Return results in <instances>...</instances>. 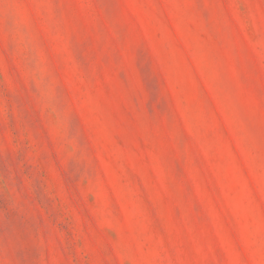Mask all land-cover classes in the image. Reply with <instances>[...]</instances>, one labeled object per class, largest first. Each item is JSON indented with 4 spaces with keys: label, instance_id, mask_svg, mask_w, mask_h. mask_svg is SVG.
<instances>
[{
    "label": "rangeland",
    "instance_id": "obj_1",
    "mask_svg": "<svg viewBox=\"0 0 264 264\" xmlns=\"http://www.w3.org/2000/svg\"><path fill=\"white\" fill-rule=\"evenodd\" d=\"M0 264H264V0H0Z\"/></svg>",
    "mask_w": 264,
    "mask_h": 264
}]
</instances>
